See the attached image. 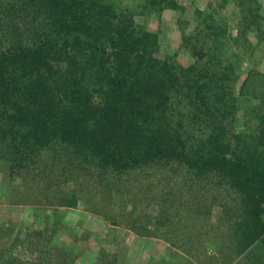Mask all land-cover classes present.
I'll return each instance as SVG.
<instances>
[{
  "label": "trees",
  "instance_id": "obj_1",
  "mask_svg": "<svg viewBox=\"0 0 264 264\" xmlns=\"http://www.w3.org/2000/svg\"><path fill=\"white\" fill-rule=\"evenodd\" d=\"M119 1L0 0V159L12 176H43L44 200L73 178L79 188L59 190L56 202L83 200L97 213L127 196L130 172L177 168L184 182L209 175L240 193L232 255H252L257 241L264 262V121L248 134L233 125L239 74L232 58L241 44L232 52L215 14L196 9L191 35L182 29L181 46L193 58L183 65L161 53L158 33ZM246 1H238L240 35L254 30L263 41L264 15L257 0ZM138 7L144 16L183 10L177 0ZM53 167L58 175L48 177ZM161 197L178 199L174 191ZM61 252L63 264L78 257Z\"/></svg>",
  "mask_w": 264,
  "mask_h": 264
},
{
  "label": "rangeland",
  "instance_id": "obj_2",
  "mask_svg": "<svg viewBox=\"0 0 264 264\" xmlns=\"http://www.w3.org/2000/svg\"><path fill=\"white\" fill-rule=\"evenodd\" d=\"M141 1L119 2L133 12L138 23L158 33L161 53L175 55L183 65L193 58L181 46L182 29L189 34L194 28L196 9L215 14L213 19L226 29L223 39L229 49L235 52L241 44L239 56L232 58L239 74L234 87L238 102L235 130L248 134L263 127L264 40L258 42L254 30L245 29L240 35L244 11L239 0H177L183 10L164 9L145 16L139 14ZM257 2L264 15V0ZM7 164L0 159V264H63L62 257L67 256L61 250L69 249L78 255L72 264H264L257 241L249 250L252 255H232L234 226L239 221L235 217L243 207L240 193L217 184L209 175L207 180L199 175L197 182H184L186 173L177 168L130 172L124 178L129 193L123 200H110L114 206L104 214L93 212L97 207L83 200L72 207L56 202L59 190L79 188L73 178L52 187L48 201L42 196L45 188H40L45 184L43 176L41 180H37L40 175L12 176ZM46 172L49 177L59 171L53 167ZM169 191L179 200H164L161 195ZM111 212L114 217L108 218ZM136 222L138 231L133 226ZM144 224L154 235L145 236Z\"/></svg>",
  "mask_w": 264,
  "mask_h": 264
}]
</instances>
